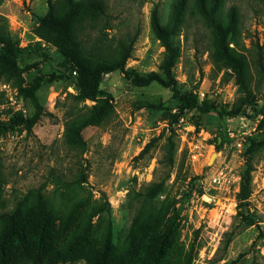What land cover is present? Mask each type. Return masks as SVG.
<instances>
[{"label": "rangeland", "instance_id": "obj_1", "mask_svg": "<svg viewBox=\"0 0 264 264\" xmlns=\"http://www.w3.org/2000/svg\"><path fill=\"white\" fill-rule=\"evenodd\" d=\"M107 1L111 36L140 31L127 69L140 76L155 72L174 84L138 86L117 71L104 76L99 101L80 100L65 54L35 34L49 0H0V17L23 50L21 79L0 75L6 205L41 195L51 207L44 264H264V145L254 144L262 140L259 125L264 131V0H225L226 13L237 8L242 31L229 38L238 62L221 68L208 51L209 30L191 12L171 37L175 64H165L167 48L153 31L152 11L158 8L167 26L176 0ZM188 93L210 112L182 111L180 97ZM105 99L109 117L82 131L83 154L71 152L68 123ZM243 103L242 115L228 114ZM171 132L176 165L146 235L132 230L134 198L165 176L167 168H157ZM82 163L88 183L65 184L75 174L80 178ZM37 217L31 204L25 218L31 237L38 233Z\"/></svg>", "mask_w": 264, "mask_h": 264}, {"label": "trees", "instance_id": "obj_2", "mask_svg": "<svg viewBox=\"0 0 264 264\" xmlns=\"http://www.w3.org/2000/svg\"><path fill=\"white\" fill-rule=\"evenodd\" d=\"M224 4L225 0H193L192 4L190 0H176L167 26L161 25L158 8L153 9V31L167 48L165 64L169 60H172V66L175 64L178 52L171 37L186 22L189 12L209 30L211 45L208 51L219 68L233 67L238 62L236 57L240 54L230 49L229 38L241 34L239 12L235 6H232L226 13ZM113 20L114 15L110 13L107 0H49L48 12L35 25L34 30L45 43L52 44L65 54L70 68V77L73 80L72 84L78 94L76 97L80 100L99 101L103 96L101 83L104 76L117 71L123 72L138 86H145L152 82L173 85L172 78H170V84L158 73L152 72L140 76L134 70L127 69L128 61L132 59L135 45L140 37V31L111 36L109 31L113 29ZM38 46L41 47V44ZM22 54L23 50L12 40L7 23L0 17V75L15 74L18 79H21ZM104 101L90 112H80L76 119L68 123L65 142L71 152L83 154L86 151V142L82 131L90 125L105 122L109 117L112 107L108 100ZM180 101L182 111L197 108L203 113H209L211 110L207 103L199 106L198 99L193 93L182 95ZM243 108L244 103L233 106L228 114L240 116L243 114ZM262 112L264 116V109ZM19 122L25 124L27 121L20 118ZM259 130L262 131V140L254 141V144L261 146L264 145V131L261 125ZM68 131L72 132L73 138L68 136ZM173 136L174 132H171L163 148L164 155L158 162L160 166L157 172L164 166L167 168L163 173L165 176L145 185L134 198L136 212L132 230L139 228L138 232L146 235L151 232L149 229L153 226L157 200L164 195L167 182L176 165L178 144ZM80 167L82 168L80 178L78 179L75 174L74 181L65 179V184L88 183L87 169L83 163ZM244 178L243 189L246 191L251 181V171H248ZM57 179L62 180L59 175ZM4 183L5 174L0 170V264H44V235L52 226L47 215L51 207L44 202V197L41 195L34 196L32 199L31 195L17 199L12 207H8L6 200L2 198ZM31 204H34L38 211V233L34 237L27 233L25 224ZM239 213H243L242 209H239Z\"/></svg>", "mask_w": 264, "mask_h": 264}, {"label": "built area", "instance_id": "obj_3", "mask_svg": "<svg viewBox=\"0 0 264 264\" xmlns=\"http://www.w3.org/2000/svg\"><path fill=\"white\" fill-rule=\"evenodd\" d=\"M200 96H202L203 98L205 97V93H202L201 92V95ZM215 182H218L219 181V178H216L215 180H214Z\"/></svg>", "mask_w": 264, "mask_h": 264}]
</instances>
